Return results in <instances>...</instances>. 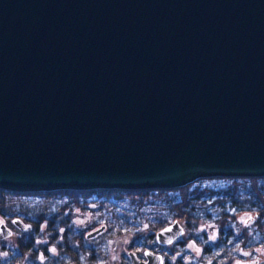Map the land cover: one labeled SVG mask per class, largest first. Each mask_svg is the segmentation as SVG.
I'll list each match as a JSON object with an SVG mask.
<instances>
[{
    "label": "water",
    "instance_id": "obj_1",
    "mask_svg": "<svg viewBox=\"0 0 264 264\" xmlns=\"http://www.w3.org/2000/svg\"><path fill=\"white\" fill-rule=\"evenodd\" d=\"M261 177L264 0H0L1 190Z\"/></svg>",
    "mask_w": 264,
    "mask_h": 264
},
{
    "label": "trees",
    "instance_id": "obj_2",
    "mask_svg": "<svg viewBox=\"0 0 264 264\" xmlns=\"http://www.w3.org/2000/svg\"><path fill=\"white\" fill-rule=\"evenodd\" d=\"M221 180H226L228 183L222 187H207L206 184H201L203 180H199L189 186L192 190L187 186L184 192L179 189L171 191L163 189L96 190L57 191V193L48 192L41 195L42 193L16 194L0 189V218L9 222L18 217L22 218L23 223L26 224L25 230L14 229V233L17 232L14 235L17 236L15 243L19 245L18 248L0 247V257L23 258L27 256L35 259L37 253H41L36 244L40 243L39 240L44 237L43 233H40L39 223L45 221L47 223L45 232L50 242L59 244L61 264H68L70 261L82 263L81 258L86 259L90 264H95L99 252L94 249V246L85 247L80 244L91 243L94 239L91 241L85 239L83 236L85 231H81L73 219L74 207L86 208L89 202L86 197L81 201V193L86 196L94 193L107 198L109 219L105 223L106 231L102 234L107 240L126 234H142L148 227L158 230L175 218L186 217L190 221L215 220L222 223L225 216L231 215L230 209L235 212L254 213L264 226V177L221 178ZM129 195L148 196V198L147 200L135 199ZM53 198H56V205L41 207L40 202L50 204L54 202ZM93 201L97 204L96 210L104 211L105 201ZM204 203L211 205L207 206ZM232 227L230 223L221 224L218 229L219 241L212 243L206 239L205 232L196 233L195 239L202 249V260L192 261L191 264H232L242 252L264 245V231L260 232L261 238L256 239L253 236L246 238L244 234L234 236ZM135 240L139 241L137 243V248L140 249L139 254H142L144 247L157 252H161L157 248H163L155 243L151 234L138 236L133 239V242ZM180 249L182 253L186 252L185 248L180 247ZM11 251L17 254L8 256ZM43 251L46 259L58 258L45 247ZM163 255L165 256L164 252ZM183 260L184 258L180 259L179 264ZM127 261L130 263L129 258Z\"/></svg>",
    "mask_w": 264,
    "mask_h": 264
},
{
    "label": "rangeland",
    "instance_id": "obj_3",
    "mask_svg": "<svg viewBox=\"0 0 264 264\" xmlns=\"http://www.w3.org/2000/svg\"><path fill=\"white\" fill-rule=\"evenodd\" d=\"M205 180H208L207 182H203L206 184L207 187H211L215 184L220 185V184L224 183L222 181H217V180L215 181V179H213L214 181H212V179H205ZM190 185H192V183L187 185V186L189 187ZM187 186H185L179 190L181 192H184L186 190ZM189 189H190V187H189ZM190 190H192V189H190ZM53 193H57V191L51 192L50 194H53ZM37 194H41V193H37ZM43 194H45V193H42L41 195H43ZM81 194H82L80 197L81 201H83V198L87 197L86 199L89 202L87 203L86 208H83L82 206L74 207V209L72 211L74 213L73 214L74 222L79 227V229L83 232L84 231L86 232L87 230L91 229L93 226H96V225L101 224V223H107V221L109 219V212L107 210L108 204L106 202L107 198L100 195L101 196L100 199L102 201H105V203H104V211H98V210H96L97 204L92 199L94 198L93 196H99V195H96L94 193L89 194L87 196L84 193H81ZM88 197H91L92 199L89 200ZM129 197L135 198V199L142 198L144 200H147V198H148V196H136V195L135 196L129 195ZM55 199L56 198H53L52 200L54 202H51L50 204L42 201V202H40V205H41V207H45L46 205L54 206L56 203ZM249 216H251L252 219L247 224H245L243 221L246 220ZM226 218L228 220L232 221V224L235 226L237 231L247 232L248 234H252V236L254 238L258 236V232L264 231L263 223L261 221H259L258 216H256L254 213L238 214V215H234V216L232 215V216H229ZM178 221L180 222L181 225H183L185 232L187 234H188V232H191L193 230H195V231L205 230L210 235V237H213V236H215V232H216V229L218 227V224H214L212 222L204 224V223H201L198 221L191 222L190 226L187 227L186 224H184V220L182 218H179ZM43 225L40 226V233H43L44 237H42L39 240V242L40 243H44V242L49 243L50 239L47 237L48 235L46 234L45 226H43ZM154 231H156V230L148 227V228L144 229V232L142 234H137V235L126 234V235H121V236H118L115 238H109V240L107 241V245H106V249H107L109 255H108L106 261L100 262L99 264H124V262L126 261V258H127V254L130 250L140 252V249L137 248V243L139 241L135 240L133 242V239L137 238L138 236H141V235L150 234ZM15 233H17V232H15ZM38 238H40V237L38 236ZM183 239L186 241L188 249L190 250L192 255L196 258V260L194 262L198 261L199 259L197 257H199L201 253L199 252V254H198L196 251V248H199V246L196 245V243L192 240L190 242H188L186 240V236H184ZM15 241H17L16 235H14L13 237L8 238V239L5 238L3 240H0V245H2V244L7 245L8 244V245L14 246L15 244H17V242L15 243ZM190 244H194L195 247H189ZM52 249H55V248H50V250H52ZM51 253L57 254V250L55 249V252L51 251ZM41 256H44L43 253H39V257H41ZM113 257H116V259H113ZM243 261H246L247 264H264V250H261V248H257V250L253 249L251 251V254L248 255L247 260H242L239 262V264H245V263H243ZM235 264H238V261Z\"/></svg>",
    "mask_w": 264,
    "mask_h": 264
},
{
    "label": "flooded vegetation",
    "instance_id": "obj_4",
    "mask_svg": "<svg viewBox=\"0 0 264 264\" xmlns=\"http://www.w3.org/2000/svg\"><path fill=\"white\" fill-rule=\"evenodd\" d=\"M199 181V180H198ZM208 180H205V179H203V181L201 182L202 184H205V183H203V182H207ZM212 181H214L213 179H212ZM216 181V180H215ZM217 181H222V182H224V183H222V184H215V185H213L214 187H222V185H224V184H226V183H228V181H226V180H221L220 178H218L217 179ZM197 182V181H196ZM195 183V182H194ZM193 184V183H192ZM178 189H181V188H178ZM221 189V188H220ZM173 190H177V189H173ZM171 191V190H170ZM94 198L92 199L91 197H88V199L90 200V199H92V200H95V201H97V200H101L100 199V197L101 196H93ZM87 198V197H86ZM205 205H207V206H209V205H211V204H207V203H204ZM56 205V204H55ZM229 213L231 214V215H229V216H234V215H238V214H245V213H249V214H251V212H247V211H243V212H235V211H233L232 209H230V211H229ZM229 216H225V219L222 221V225H228L229 223H230V225L231 226H233L232 227V232H233V235L235 236V235H245L246 236V238L248 237V236H252V234H248L247 232H239V231H237V229L235 228V226L232 224V221H230V220H228L226 217H229ZM178 219L179 218H175V219H172L170 222H168V226L169 225H171V224H173L174 223V221H177L178 222V224H179V226H180V228H181V230H182V234L181 235H176L173 239H172V243L171 244H169L168 243V245H159V244H157L156 243V241H155V243L158 245V246H160V247H163V248H157V250H159V251H161V252H157V251H154L153 249H151V248H148V247H144L143 248V250H142V254H139L138 252H136V251H129V252H132V253H134L139 259H141V260H146V257H145V255H144V251L145 250H150V251H152V252H154V253H160L161 255H162V257H163V261H164V263H168V264H179V260L180 259H182V258H184V260H183V262L181 263V264H191V262L192 261H195L196 260V258L192 255V253L190 252V250L188 249V246H187V243H186V241L183 239V237L184 236H186V240L188 241V242H190L191 240L192 241H194L195 243H196V245H198L199 246V248H200V253H201V246L197 243V241H196V239H195V236H197V234L196 233H198V232H201V231H203V232H205L206 233V239L208 240V242H215L216 240H218L219 239V236H218V229H219V227H221V223L219 222V221H215V220H212V221H199L198 220V222H201V223H204V224H207V223H210V222H212V223H214V224H218V227H217V229H216V232H215V239L213 240V239H211V237H210V235L205 231V230H201V231H195V230H193V231H191V232H188V234L185 232V229H184V227H183V225H181L180 224V222L178 221ZM182 219L184 220V224H186V226L187 227H189L190 226V223L191 222H194V221H190L189 219H187L186 217H182ZM21 220L23 221V219L21 218ZM45 220V219H44ZM5 221V223H6V225L10 228V229H12V235L11 236H13L15 233H14V229H18L17 227H15L14 226V224L12 223V219L8 222L7 220H4ZM45 221H41L40 223H39V227L41 226V225H43V226H45V229H46V222L44 223ZM25 223V222H24ZM102 225H104L105 226V223H101V224H98V225H96V226H93L91 229H89V230H87L86 232H84V234H83V236H84V238L85 239H87V240H93L94 239V241H92L91 243H80V244H83V246H87V247H90V246H94V249L97 251V252H99V255H98V258L95 260V261H97L95 264H99L100 262H104V261H106V259H107V256H108V252H107V249H106V245H107V239L105 238L106 236H102V234L106 231V226H105V229L104 230H102L100 233H98L96 236H94V237H91V238H87L86 237V233H88L89 231H92V230H94V229H96V228H99L100 226H102ZM20 230V229H19ZM157 231V230H156ZM156 231H154V232H156ZM154 232H152V233H150L152 236H153V239L155 240V237H154ZM261 233L260 232H258V236L257 237H255L256 239H258V238H261V235H260ZM11 236H9V237H7L6 239H8V238H10ZM3 240V239H2ZM219 241V240H218ZM58 243H53V242H49V243H38V244H36V247L38 248V249H40V252L41 253H43L44 251H43V248L45 247L46 249H48L49 250V252L51 253V250H50V248H55L56 250H57V254H55V253H53V256H57L58 258L56 259V258H54V259H44V260H41V259H39L40 257H39V253H37V257L34 259V258H29V257H27V256H25V257H23V258H12V257H3V258H1L0 257V264H61V262H60V254H59V251H58ZM18 246L19 245H17V244H15L14 246H12V245H0V247H6V248H18ZM81 246V245H80ZM180 247L181 248H185L186 249V252L185 253H182V250L180 249ZM242 248V247H241ZM257 248H261V250H264V245H261V247H256L255 249L257 250ZM253 249H250V250H248L247 252H242V254H241V256H239V258L238 259H235L234 260V262L232 263V264H235L237 261L238 262H240V261H242V260H247V257H248V255H250L251 254V251H252ZM129 252H128V254H127V258H129L130 259V263L127 261V258H126V261L124 262V264H133V261H132V259H131V257L129 256ZM163 252L165 253V256L163 255ZM180 253V256H177L176 257V259L173 261L172 259H171V257H173V256H176V254L177 253ZM244 253H248V255H244ZM15 254H17V253H13L12 251L11 252H9L8 253V256H11V255H15ZM52 254V253H51ZM0 255H1V253H0ZM43 255H44V253H43ZM198 259H199V261H201L202 260V255L200 254V256L199 257H197ZM81 262L82 263H80L79 261H76V262H68V264H78V263H80V264H90V263H88L87 262V260L86 259H82L81 258ZM243 263H245V264H247V262L246 261H243Z\"/></svg>",
    "mask_w": 264,
    "mask_h": 264
},
{
    "label": "snow or ice",
    "instance_id": "obj_5",
    "mask_svg": "<svg viewBox=\"0 0 264 264\" xmlns=\"http://www.w3.org/2000/svg\"><path fill=\"white\" fill-rule=\"evenodd\" d=\"M251 219H252V217L249 216V217H248L246 220H244L243 222H244L245 224H247ZM0 223H2V221H0ZM145 227H147V225H145ZM164 231H171V228L165 229ZM181 234H182V230H181V232L177 233V235H181ZM211 239L214 240V239H215V236L211 237ZM167 243L171 244V243H172V239H168V240H167ZM189 247H195V245H194V244H190ZM51 251L55 252V249H52ZM196 251H197V253L199 254L200 249H199V248H196ZM4 255H7V253H4ZM144 255L147 256V255H150V253L145 252ZM244 255H248V253H244ZM177 256H180V253H179V252L176 254V256L171 257V259L174 261V260L176 259ZM40 259H41V260H44V259H46V257L41 256ZM113 259H116V257H113ZM160 264H164V262H163V258H160ZM238 264H239V262H238Z\"/></svg>",
    "mask_w": 264,
    "mask_h": 264
}]
</instances>
